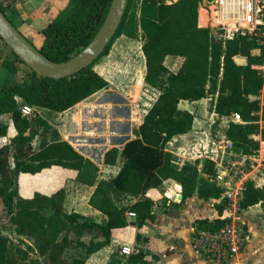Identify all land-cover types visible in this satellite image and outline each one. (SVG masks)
Returning <instances> with one entry per match:
<instances>
[{
    "label": "trees",
    "instance_id": "obj_1",
    "mask_svg": "<svg viewBox=\"0 0 264 264\" xmlns=\"http://www.w3.org/2000/svg\"><path fill=\"white\" fill-rule=\"evenodd\" d=\"M111 2L70 0L41 30L44 41L39 50L55 62L70 59L94 38ZM201 4L202 0H129L122 24L103 54L70 77L55 79L33 70L30 79L11 83L2 77L1 69L16 73L25 61L13 50L11 57L0 56V197L16 232L33 240L43 257L40 260L16 256L10 248V237L0 229V264H87L89 255L110 244L114 228L128 225L127 212L136 214L139 226L155 219V197L149 192L169 178L182 186L179 206L195 193L206 200L219 199L223 189L213 180L215 162L186 161L178 167L174 153L168 149L175 136L193 128L195 114L180 108L182 100L196 101L212 94L214 111L220 117L234 113L242 116L243 122L230 120L225 131L234 151L253 154L260 148L256 136L264 139V105L252 97L259 95L264 86L260 70L264 54L254 51L259 48L256 36L239 34L225 38L221 31L201 26ZM0 8L14 24L9 12L1 4ZM122 35L133 39L140 35L147 67L145 81L160 92L147 108L139 136L129 140L122 150L113 147L106 152V164H115L122 157L119 172L101 178L99 165L62 138L38 109L63 112L106 88L109 81L94 65ZM236 55L246 56L247 63H237ZM168 57L182 59L177 70L168 69ZM24 103L36 108L31 116L22 114ZM4 118L13 122L18 134L3 143L9 128ZM36 136L40 139L34 147L32 141ZM53 166L76 170V182L94 186L88 203L106 215L104 222L68 211L65 186L52 193L37 190L31 196L21 194V174L35 175ZM124 195L137 199L121 205L117 200ZM260 202L264 207V186L257 187L249 180L241 204L246 208ZM215 206L222 211L225 201L216 202ZM224 222L198 220L199 224L208 223L213 228L223 226ZM87 231L100 232L103 239L87 243L83 239ZM71 246L82 248V254L68 257L66 250ZM158 259L150 250L134 248V253L114 256L106 264H158Z\"/></svg>",
    "mask_w": 264,
    "mask_h": 264
},
{
    "label": "crops",
    "instance_id": "obj_2",
    "mask_svg": "<svg viewBox=\"0 0 264 264\" xmlns=\"http://www.w3.org/2000/svg\"><path fill=\"white\" fill-rule=\"evenodd\" d=\"M69 1L70 0H10L9 6L5 9L9 12L15 26L28 39H32L37 47H40L44 41V35L41 33V30L69 4ZM206 20L207 16L200 8V25L205 26ZM7 48L10 49L0 37L1 57L12 56V49L8 52ZM254 51L257 52L256 49ZM108 54L103 56L94 65V68L109 81V85L106 88L99 90L63 112L48 109L39 110L45 112L46 115H41L52 125H56L62 138L69 141L77 150L82 152V154L97 163L101 171L103 170L106 174L114 176L121 169L123 159L119 156L115 164H106L104 160L105 154L113 147L122 150L129 140L139 136V126L149 106L144 107V113H140L137 109L126 107L127 98L124 95V91L115 90L113 88V85H115L113 79H116V76L114 73H111L109 69H107L106 64L102 62V59L108 56ZM142 54L143 76L141 78V87L143 88V83L147 86L150 85L145 81L147 67L143 50ZM234 59L239 64L247 63V57L243 55H236ZM23 64L25 63L19 65V70L16 73H8L5 69H1L2 77L8 79L11 83L24 80L23 78L19 79ZM263 89L262 91H264ZM111 92H117V95L120 96V107H113L114 102L112 95H110ZM263 93L264 92H262V94ZM203 99L196 101L182 100L180 102V108L193 112L195 114V119L192 130L175 136L168 144V149L178 156L180 155V148L183 147L181 144L176 145L178 140H187L191 137L193 140H190L189 143H197L198 145H209V143L213 145L214 142H217L214 138L209 136L207 130L203 129V120L195 113V105L199 102H203ZM81 109H83L82 113L80 112ZM210 114L211 117L214 118L217 113L213 109ZM224 117L228 122L230 121L228 116ZM219 122H221V120H219ZM227 126L228 124L225 125V131ZM225 131L223 136L227 137ZM256 138L259 139L261 145L264 146V139H262L260 135L256 136ZM80 144H84L82 148ZM81 149H83V151H81ZM174 161L177 164L180 163L178 159ZM52 171L62 175L60 182L62 181L63 184L60 187H66V199L69 196V187L73 185L74 187L76 186L77 190L87 188V201L89 200L94 186H87L76 182L74 180L77 174L76 170L53 166L35 175L42 174L44 177L46 175L51 176L53 173ZM109 175L108 177L103 175L101 178H109ZM249 179L252 180L257 187L262 188L264 186V156L263 158H257L253 162V166L249 172ZM149 194L155 197V219L146 220L144 224L139 226L136 223V219L127 217L128 225L122 228H114L112 230L110 244L89 255L86 261L87 264H106L114 256L124 257L125 254L121 251L122 247L125 245H135L134 248L150 250L158 256V264H264V207L261 202L244 209L243 214L248 233V241L244 248L229 261L220 262L201 255L192 245L194 229L200 226L198 220L206 218L211 219L212 217H216L220 212L215 206V200H206L195 193L189 196L185 203L179 206L178 204L183 199H181L182 186L172 178L166 179L160 187L151 190ZM133 198V201L137 199L136 197ZM195 200H198L199 204H205L204 206L207 209L204 213L200 211L201 206L194 205ZM85 207L86 209L83 212L80 210L74 211L83 213L94 220L100 218L103 220L101 222L106 220V215L89 203ZM99 239H103V235L96 237L95 240ZM118 251L119 254L117 255L116 253Z\"/></svg>",
    "mask_w": 264,
    "mask_h": 264
},
{
    "label": "built area",
    "instance_id": "obj_3",
    "mask_svg": "<svg viewBox=\"0 0 264 264\" xmlns=\"http://www.w3.org/2000/svg\"><path fill=\"white\" fill-rule=\"evenodd\" d=\"M9 3L10 0H0L4 8H7ZM201 9L207 16L205 26L221 31L225 38H232L239 34L249 35L251 38L256 36L259 48L260 45H264V0H207L206 3L202 2ZM262 65L264 66V63ZM261 74L264 77V68ZM35 109L28 103L22 105V113L25 116H31ZM229 118L236 122H243L239 113H234ZM219 142H214L212 148L197 143L183 146L180 148L178 161L182 162L181 166L185 163L184 160L210 159L215 162L213 180L223 189L222 196L215 201L224 200L225 206L216 217H212L209 221L224 219L225 222L219 228H213L208 223L199 224L200 226L194 229L192 245L201 255L227 262L240 253L248 241L243 214L245 208L241 200L247 189V182L250 180L249 172L253 162L264 156V146L260 145L253 154H242L234 151L233 143L227 137H223ZM222 148L236 157L234 159L229 157L226 163L219 161V151ZM127 217L136 219V214L127 212ZM121 252L130 255L134 253V249L125 245Z\"/></svg>",
    "mask_w": 264,
    "mask_h": 264
},
{
    "label": "rangeland",
    "instance_id": "obj_4",
    "mask_svg": "<svg viewBox=\"0 0 264 264\" xmlns=\"http://www.w3.org/2000/svg\"><path fill=\"white\" fill-rule=\"evenodd\" d=\"M29 40L33 42L32 39ZM7 49H8L7 51L10 52L11 48L10 49L7 48ZM256 53L264 54V45H260V48L257 50ZM142 55H143L142 38L140 37V35L137 39H133V38L130 39V37H127L126 35H122L114 42L108 56L102 59V62L106 64L107 69H109V71L111 73H114V75L116 76V79H113L115 81V85H113V88L115 90L124 91L125 93L124 95L127 98L126 107L137 109L140 111V113H144V107L149 106L156 99L157 95L160 92L158 89L152 88L151 86H147L144 83H143V88L141 87V78L143 76ZM181 62H182L181 58L169 57L166 60V65L170 71H174L179 68ZM263 68L264 66L261 65L260 70H263ZM32 73H33V69L28 64H23L21 67L19 79L30 78V76H32ZM262 92L264 91L261 90L260 94L255 96V98L259 99L261 104L264 105V93L262 94ZM110 95H112L113 97V102H114L113 107L114 108L120 107L121 99L120 96L117 95V92L114 93L111 92ZM203 100L204 102H199L197 105H195L194 107L195 113L197 116H200L202 118L204 125L203 129L209 132V136L214 138L217 142L221 141L224 137L223 135L225 131V125L228 124V121L225 117H220L218 114H216L214 118L211 117L210 113L214 109L212 94H210L208 97H206ZM38 111L41 114L46 115L44 111L42 110L40 111L39 109ZM218 119H220L221 122H218ZM3 121L7 122L9 125L8 138L2 139V142L3 141L6 142L8 139H11V137L18 134V130L16 126L13 124V122L10 121L8 118H4ZM53 127H56V125L53 124ZM39 139H40L39 136H36L33 139L32 144L34 147L38 146ZM190 140L193 139L190 137L187 140H178L176 145L181 144L182 146H187V145L191 146L193 145V143H189ZM211 144L209 143L208 145L209 148H212V146L214 147V145ZM81 151H83V149H81ZM229 157L234 159L236 156L230 155V151L228 150H224L223 148L220 149L219 161L226 163ZM178 158L179 156L174 153V160H177ZM184 161L186 162L187 160ZM181 163L177 164L174 161V164L178 167L181 166ZM52 172L53 173L51 176L46 175L45 177L42 174L41 175L21 174L19 177V188L21 194L24 196H31L37 190L44 191L46 193H51L56 189H58L63 184L62 181L60 182V178L62 175L55 173V171ZM100 174L101 177L103 175H106L108 177L109 175L103 172V170L100 171ZM86 190L87 188L77 190L76 186L74 187L73 185L69 187V196L67 197L65 202L66 209L68 211H74V210H78V211L80 210L82 212L85 211L86 209L85 206H87L88 204L87 201L88 193ZM133 199H134L133 197L124 195L119 197L117 201L119 202V204L125 205L133 201ZM194 205L201 206L200 211L203 213L207 209L204 206L205 204L202 203L199 204L198 200L194 201ZM96 220L100 222L103 221L100 218H97ZM0 229L3 231V233L7 234L10 237V248L13 254H15L18 257L24 256L27 259H32V258H38L40 260L43 259V257H41L38 254L33 240L28 239L27 237L20 235L16 232L15 225L12 223V221H10V216L7 212V208L5 207L1 197H0ZM70 235L74 239L76 238L74 232H71ZM100 235H102L100 232L87 231L83 236V239L84 241L89 243L91 240H95L96 237H99ZM128 246H130L133 249L135 247V245L134 246L128 245ZM82 250H83L82 248L71 246L67 248L66 255L68 257L74 256L76 254L81 255Z\"/></svg>",
    "mask_w": 264,
    "mask_h": 264
},
{
    "label": "water",
    "instance_id": "obj_5",
    "mask_svg": "<svg viewBox=\"0 0 264 264\" xmlns=\"http://www.w3.org/2000/svg\"><path fill=\"white\" fill-rule=\"evenodd\" d=\"M129 0H112L107 16L91 42L63 62L46 57L6 16L0 8V36L3 41L41 76L61 79L80 73L105 51L122 24ZM206 3L207 0H202ZM183 196L181 195V199Z\"/></svg>",
    "mask_w": 264,
    "mask_h": 264
},
{
    "label": "bare ground",
    "instance_id": "obj_6",
    "mask_svg": "<svg viewBox=\"0 0 264 264\" xmlns=\"http://www.w3.org/2000/svg\"><path fill=\"white\" fill-rule=\"evenodd\" d=\"M203 13H204V11H203ZM203 102H204V101H203ZM78 106H79V105H78ZM80 112L82 113V112H83V109H81ZM137 127H138V126H137ZM112 131H113V130H112ZM110 137H111V136H110ZM111 139H112V138H111ZM82 145H83V144H80V147H81V148H82Z\"/></svg>",
    "mask_w": 264,
    "mask_h": 264
}]
</instances>
